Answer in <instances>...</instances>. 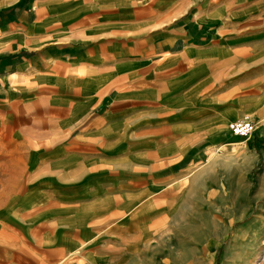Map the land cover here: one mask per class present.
<instances>
[{
  "label": "crops",
  "instance_id": "crops-1",
  "mask_svg": "<svg viewBox=\"0 0 264 264\" xmlns=\"http://www.w3.org/2000/svg\"><path fill=\"white\" fill-rule=\"evenodd\" d=\"M263 8L0 0V131L16 135L29 104L41 124L20 212L0 214V264L72 253L76 264H128L172 221L195 165L228 144L227 122L247 118L264 137Z\"/></svg>",
  "mask_w": 264,
  "mask_h": 264
},
{
  "label": "rangeland",
  "instance_id": "rangeland-1",
  "mask_svg": "<svg viewBox=\"0 0 264 264\" xmlns=\"http://www.w3.org/2000/svg\"><path fill=\"white\" fill-rule=\"evenodd\" d=\"M261 14L264 25V8ZM38 108L29 104L14 115L13 124L21 127L16 135L0 131V214L10 207L20 212L14 202L29 182L27 159L36 151L32 142L41 125ZM227 123L223 138L228 144L195 165L170 202L172 221L164 222L160 238L140 247L128 264H264V137L255 130L247 138L234 137ZM17 223L7 226L11 234L22 232ZM6 233L3 227L0 234ZM78 254L58 264H76Z\"/></svg>",
  "mask_w": 264,
  "mask_h": 264
},
{
  "label": "built area",
  "instance_id": "built-area-1",
  "mask_svg": "<svg viewBox=\"0 0 264 264\" xmlns=\"http://www.w3.org/2000/svg\"><path fill=\"white\" fill-rule=\"evenodd\" d=\"M226 127L231 135L242 139L250 136L255 129L254 123L247 118L230 121L227 123Z\"/></svg>",
  "mask_w": 264,
  "mask_h": 264
}]
</instances>
